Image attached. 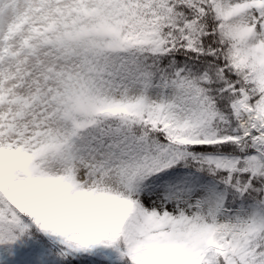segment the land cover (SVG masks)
<instances>
[{"label":"snow or ice","instance_id":"1","mask_svg":"<svg viewBox=\"0 0 264 264\" xmlns=\"http://www.w3.org/2000/svg\"><path fill=\"white\" fill-rule=\"evenodd\" d=\"M0 264H264V0H0Z\"/></svg>","mask_w":264,"mask_h":264}]
</instances>
